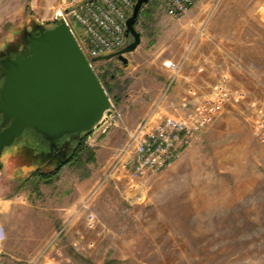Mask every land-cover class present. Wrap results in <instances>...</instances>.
Returning a JSON list of instances; mask_svg holds the SVG:
<instances>
[{"label": "rangeland", "instance_id": "obj_1", "mask_svg": "<svg viewBox=\"0 0 264 264\" xmlns=\"http://www.w3.org/2000/svg\"><path fill=\"white\" fill-rule=\"evenodd\" d=\"M61 6V0H0V53L30 29L50 27ZM193 8L202 13L190 16L191 8L176 19L166 14L164 2L150 0L135 24L140 43L123 55L127 64L116 58L96 62V75L124 121L129 97L147 92L142 99L151 105L167 86L172 72L164 63L181 64L176 80L188 61L204 55L217 65L185 79L192 89L183 88L177 100L171 89L168 99L194 103L221 83L231 92L230 102L196 132L175 163L133 186L108 180L94 191L106 162L86 163L84 153L59 173L63 200L55 188H48L46 197L38 192L43 183L25 180L27 174L4 160L0 192L19 194L29 206L20 210L23 229L9 239L15 255L1 253L0 264H33L48 243L49 264H264V0H200ZM190 66L197 68V62ZM140 118L124 126L132 129ZM111 130L87 137L86 149L92 151L89 142ZM125 140L124 132L115 148ZM88 181L73 200V183ZM47 199L53 200L52 208L70 204L59 216ZM45 207L50 213L42 216ZM31 220L37 230L30 229ZM63 221L67 226L55 236Z\"/></svg>", "mask_w": 264, "mask_h": 264}, {"label": "built area", "instance_id": "obj_2", "mask_svg": "<svg viewBox=\"0 0 264 264\" xmlns=\"http://www.w3.org/2000/svg\"><path fill=\"white\" fill-rule=\"evenodd\" d=\"M61 1L62 6L54 13V20L63 22L69 28L96 74V63L91 61L93 58L118 52L125 47L126 21L137 0ZM160 1L165 3L166 14L178 19L200 0ZM164 66L172 72V77L134 128L123 125V113L111 101L110 112L88 136V140H91L90 137L104 135L112 128L120 126H123L126 135L124 144L111 150L106 166L102 168V179L93 188L94 191L108 180L115 184L124 182L133 186L149 175L166 170L191 146L196 132L210 125L221 113L224 105L230 102L231 92L221 83L213 88L208 97L200 101H186L180 105L170 101L168 95L181 64L167 62ZM67 224V221H63L55 236L60 235ZM49 244L43 246L31 259L33 264L40 258H43L40 264H49Z\"/></svg>", "mask_w": 264, "mask_h": 264}, {"label": "water", "instance_id": "obj_3", "mask_svg": "<svg viewBox=\"0 0 264 264\" xmlns=\"http://www.w3.org/2000/svg\"><path fill=\"white\" fill-rule=\"evenodd\" d=\"M149 1L137 0L126 21V37L132 42L92 62L116 58L127 64L123 55L140 43L135 24ZM0 79V153L33 139L53 150L60 141L94 131L111 110L99 78L61 21L30 37L28 47H21L14 59L1 60Z\"/></svg>", "mask_w": 264, "mask_h": 264}, {"label": "crops", "instance_id": "obj_4", "mask_svg": "<svg viewBox=\"0 0 264 264\" xmlns=\"http://www.w3.org/2000/svg\"><path fill=\"white\" fill-rule=\"evenodd\" d=\"M197 8V6H196ZM195 8H192L189 12L190 16L193 14L200 15L202 13V9L198 8L197 10H193ZM190 25V24H188ZM185 27L189 28V26L185 25ZM191 61V62H190ZM186 63V68L183 70L182 74L178 76V78L175 80V84L171 91V96L174 97V99H178L179 94L182 92L183 88L190 86L189 88L192 89L191 84L188 85L187 82H185V79L189 81L192 80V75L198 76V75H205L208 69H212V67H215L217 64L213 63V59H207L204 55L203 58H200L198 61H195L194 58ZM197 62V68H191V63ZM204 63H201L203 62ZM200 62V63H198ZM205 62H210L211 65H206ZM216 63V61H215ZM200 69V72H199ZM202 73V74H199ZM188 88V87H187ZM147 92H143L140 95H136L134 97H129L130 99L125 103V115H124V121L123 125L131 126L136 123V121L143 116L146 111L149 109V104L142 99L144 95H146ZM158 95V94H157ZM155 99V97H154ZM153 99V100H154ZM152 100V101H153ZM124 134L123 128H113L109 134L105 137H103L102 140H99L98 142H89L90 146H93V152H94V158L95 163L98 165L104 164L110 155V152L115 146H117V143L120 142L122 135ZM93 181L94 177H91ZM91 178H87L86 180H89ZM91 184L85 183L84 185H79V183H73L72 187L70 188V194L73 200H77L80 197V194L86 190L88 185ZM64 183L60 181H54L51 184H42L39 186V193L46 195L48 188H55L57 190V196L63 200L62 194L65 188ZM67 189V188H66ZM1 190V189H0ZM68 191V190H67ZM2 191L0 192V254H7L8 256L12 257L13 254L15 255V251L11 249V246L9 245L10 237L12 233H14L15 229H23L24 225L26 224L24 215L20 213V210L26 209L29 205L26 201L22 200V196L17 194L10 197H6L2 195ZM56 199V197H55ZM47 202L49 203V206L52 208V199H47ZM57 204V203H56ZM55 204V205H56ZM70 203L68 202H62L59 207L52 208L54 210V213H58V215H62L63 206H68ZM49 209L44 208L41 215L45 216V214H49ZM32 222V226H30L31 230H37V226ZM38 232L36 233V235ZM41 235V233H39Z\"/></svg>", "mask_w": 264, "mask_h": 264}, {"label": "trees", "instance_id": "obj_5", "mask_svg": "<svg viewBox=\"0 0 264 264\" xmlns=\"http://www.w3.org/2000/svg\"><path fill=\"white\" fill-rule=\"evenodd\" d=\"M55 24L56 22H53L48 28ZM89 134L83 133L60 141L53 150L47 143H39L33 139L27 144H17L4 149L0 153V160L2 164L7 160L18 174H27L25 180L35 179L43 184H51L57 180L63 167L81 161L84 153H87L84 160L86 163L94 161V153L85 147Z\"/></svg>", "mask_w": 264, "mask_h": 264}, {"label": "flooded vegetation", "instance_id": "obj_6", "mask_svg": "<svg viewBox=\"0 0 264 264\" xmlns=\"http://www.w3.org/2000/svg\"><path fill=\"white\" fill-rule=\"evenodd\" d=\"M45 29H48V28L44 27V29L42 30L39 27H34V28L30 29L23 36H21V37H19V39H17L18 42L16 43L15 46H12V44H11L9 46L8 50L0 53V61L5 60V59H14L16 52L21 47H25V48L28 47V40L30 37L38 36ZM1 86H2V79H0V90H1Z\"/></svg>", "mask_w": 264, "mask_h": 264}]
</instances>
